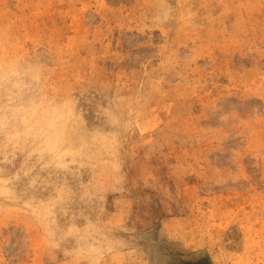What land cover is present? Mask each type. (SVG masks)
I'll return each instance as SVG.
<instances>
[{
  "label": "rangeland",
  "instance_id": "374dc122",
  "mask_svg": "<svg viewBox=\"0 0 264 264\" xmlns=\"http://www.w3.org/2000/svg\"><path fill=\"white\" fill-rule=\"evenodd\" d=\"M0 264H264V0H0Z\"/></svg>",
  "mask_w": 264,
  "mask_h": 264
},
{
  "label": "bare ground",
  "instance_id": "6f19581e",
  "mask_svg": "<svg viewBox=\"0 0 264 264\" xmlns=\"http://www.w3.org/2000/svg\"><path fill=\"white\" fill-rule=\"evenodd\" d=\"M202 256H203V254H202ZM203 258V257H202Z\"/></svg>",
  "mask_w": 264,
  "mask_h": 264
}]
</instances>
